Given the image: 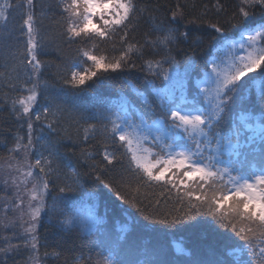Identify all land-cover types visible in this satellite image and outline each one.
<instances>
[{"label":"snow or ice","instance_id":"1","mask_svg":"<svg viewBox=\"0 0 264 264\" xmlns=\"http://www.w3.org/2000/svg\"><path fill=\"white\" fill-rule=\"evenodd\" d=\"M22 6L16 0H0V27L6 29L13 9ZM26 6L22 31L26 29L27 39L24 59L19 64L24 66L27 83L23 87L28 94L12 100L11 111L17 120L26 118L25 153L35 148L33 121L46 124L49 135L56 134L57 140L51 147L43 145L34 165L28 164L29 170L22 172L25 179L21 183L27 185L28 178L34 181L32 187L26 189L30 199L26 211L16 205L19 216L10 224L3 225L5 229L18 225L22 231L13 232V237L19 240L16 244H12V238L3 237L6 246H0V264H7L9 253L18 254L22 250L30 252L27 264H38L36 233L42 213L47 215L44 211L46 198L53 187L57 198L53 199L50 211L60 228L69 234L76 233L79 238L81 226L94 222L91 216L85 221L65 203L69 199L65 195L68 193L94 197L95 194L85 187L87 180L82 183V174L73 169L62 186L55 182L60 169L55 158L58 151L53 149L65 138L70 139L59 135L60 120L69 104L79 111L75 100L86 94V87H91L88 81L98 78V73L102 78L109 73L130 71L135 68V63L131 62L132 55L143 56L146 49H150L149 55L161 58L146 60L144 69L151 77L167 82L162 90H156L152 81L146 82L159 98L161 114L157 115L153 110V119L143 111L132 109L129 101L117 105L103 98L94 99L101 108L87 116L80 113V117L86 121H97L99 128L96 123H89L84 129L83 139L95 138L100 132L105 139L111 140V144H105L102 152L98 153L104 167L94 162L92 153L81 152L84 164L90 169L88 175L95 184L103 186L111 196L127 206L123 212L128 215L131 226L141 232L159 233L183 228L193 230L201 238L215 234L223 241L222 247L210 249L211 258L198 264H264V0H240V6L232 12L225 0H215L212 8L216 19L207 26L213 30L208 35L216 39L219 46L213 45L216 54L209 53L210 58L202 61L204 78L192 85L191 99L185 94L183 85L179 97L175 94L174 74L180 75L176 71V56L183 51L180 49L182 43H190L196 49L203 47L205 39L203 35L196 34L201 31L199 27L189 28L181 22L202 25L208 15L207 5L203 6L201 15L196 16L193 15L196 3L176 4L165 23L158 22V17L151 15L159 10L158 7L149 8L138 0H59L57 8L63 25L62 36L69 44L109 40L115 43L119 37L121 48L119 55L111 58L93 54L85 48L77 49L80 58L69 64L67 75L61 73L59 76L63 85L61 94L48 97V106L40 113L33 109L41 96L38 81L42 64L37 56L42 45L38 41L34 0H26ZM257 12L260 13L258 18ZM144 14H149L153 21L155 37L146 36L143 43L129 40V34L139 27ZM221 16L224 17L223 22L219 19ZM182 27L186 30L181 31ZM228 28L236 31L225 35ZM222 51L225 55H217ZM185 57L183 79L190 81L188 69L198 68L197 57L195 52H185ZM88 62L94 70L84 67ZM258 78L260 89L253 96L245 86L255 83ZM29 83L30 87L27 86ZM132 86L136 89L135 84ZM47 87L45 83L43 88ZM242 89L249 95L238 105L237 98ZM137 92L142 102L151 108L152 102L146 94ZM164 92L167 96L163 95ZM148 119L152 120L151 124ZM15 139V147L9 152L19 154L21 141L25 138L17 136ZM146 144L151 147H146ZM44 151L48 152L47 156ZM24 159L27 161V155ZM117 166L122 172L118 180H113L109 173ZM33 169L39 170L35 176ZM17 179L13 178L12 184L17 187V198L22 205L24 200L19 196ZM186 180L195 182L197 188L193 189ZM178 185L184 190L181 191ZM156 187L161 189L160 195L165 200L170 198L165 192L175 193V203L171 208L160 206L161 199L151 192ZM34 201L38 203L34 204ZM225 205H228L227 210ZM128 231L129 228H125L123 234L105 235L101 244L106 246L108 255L98 254L96 264H184L179 259H167L166 251L154 249L142 234L138 239L143 244L145 259L124 258L132 256L140 246L137 240L128 238ZM45 255L59 258L60 253Z\"/></svg>","mask_w":264,"mask_h":264},{"label":"trees","instance_id":"2","mask_svg":"<svg viewBox=\"0 0 264 264\" xmlns=\"http://www.w3.org/2000/svg\"><path fill=\"white\" fill-rule=\"evenodd\" d=\"M16 2L23 6L13 9L6 29L0 27V101L3 102L0 104V108L3 109L0 111V159L9 158L13 154L9 152V149L15 147V138L17 136L20 137L23 130H26V123L21 119L17 120L11 111V101L27 94V91L23 87L27 83V77L24 72V66L19 64V61L24 59L23 53L27 39L24 34L26 29L22 31L23 20L26 18L24 13L27 6L26 0H16ZM58 2L59 0H34L35 7L33 11L39 29L38 41L42 45V49L39 50L37 56L41 61L42 67L38 81L41 86V96L38 97L36 113H40L44 107L48 106V97L61 94L63 85L60 82L59 76L61 73L67 75L69 64L73 60L80 58L77 49L85 48L93 51V54L106 55L111 58L113 55L118 56L119 49L121 48L119 37L116 38L115 43L109 40L107 42L94 41L69 44L62 36L63 25L60 23L61 14L57 8ZM193 2L197 5L193 13L196 16L201 15L204 11V5L208 6V15L204 17V23L202 25H187L186 21H182L181 23L189 28L199 27L201 31L196 34L204 36L205 44L203 47L196 49H193L190 43H182L180 45V49L183 51L176 56L178 62L176 71L180 75L176 76L174 74V81L176 78H179V80L173 82L176 95H180L182 85L185 88L187 96L192 94V85L203 77L202 61L210 58L209 53L216 54L213 45H219L216 39L208 35L213 33V30L207 26L209 22H215L216 19L212 8L215 0H138V3L147 5L149 8L158 7L159 10L151 13V15L158 17V22L162 21L165 23L170 19L171 11L175 10L176 4L183 5ZM225 3L230 5V12L236 11L240 6V0H225ZM259 15L260 13L257 12V18ZM219 19L223 22L224 17L221 16ZM152 26L153 21L149 19V14H144L139 21V27L129 34V40L143 43L146 36L154 38L155 33L152 31ZM186 27H182L181 31L186 30ZM235 31L236 29L234 28H228L225 35H229ZM230 38L232 37L230 36ZM93 44H95V49H93ZM113 48L116 51H113ZM149 52L150 49H146L143 56L133 54L131 62L135 63V68L130 71L109 73L102 78H99L100 74L98 73V78L88 81L87 83L91 84V87H86V94L75 100L79 111L73 109L71 104L67 106V111L60 120L58 132L60 136L70 137V139L65 138L62 143L57 144L56 148L53 149V151H58V156L55 158L60 169L59 178L55 182L57 185L62 186L65 182V177H70L73 169H77L82 174V183L84 180H87L85 187L95 194L94 197H89L87 194L68 193L65 195L69 199L65 203L85 221H88L91 216L94 222L81 226L79 238L76 233L69 234L66 230L60 228L56 223V218L53 217L50 211L53 199L57 198V192L55 187H53L47 200V215H44L37 233L39 240L38 249L42 264H89V258L91 259V264H96L99 258L98 254L103 253L105 256L108 255L106 246L101 244V240L105 235L111 234L115 236L123 234L122 230L125 228H129L127 236L130 240H137L140 243L138 237L142 234L150 241L154 249L163 248L167 253V259H179L184 264H198L201 260L210 259V249H220L222 247L223 241L215 234H209L206 238H201L198 233L191 229H169L159 233H152L150 231L141 232V230L135 229L134 226H131L128 215L122 210L127 206L117 201L103 186L94 183L88 175L90 169L87 168V165L84 164V160L81 158L82 151L92 153L95 157L94 162L99 164L100 167H104V164L101 163V156L98 153L102 152L105 144H111V140L105 139L100 132H97L95 138H90L87 141L83 139L85 134L84 129L89 123H96L97 128H99L97 121H86L80 117V113L87 116L101 108V105L94 103V99L103 98L117 105L124 101H129L132 109H139L148 116H152L153 110H160L158 107L159 98L156 92L152 90V86L146 82L152 81V85H154L156 90L164 89L167 82L151 77L144 69L143 66L146 60L161 58L160 56L149 55ZM185 52L189 54L195 52L197 57L198 68L195 70L192 68L188 69L189 73H191L190 81L183 79V73L185 72L184 65L186 64ZM173 54L175 55V53ZM217 55H220V53ZM84 67L94 70L90 62L86 63ZM165 67H168V65H165ZM14 68L17 70L14 71ZM249 75L254 76L255 74L250 73ZM130 81L132 83H129ZM45 83L48 85L47 89L43 88ZM133 84L136 85V89L133 88ZM12 85H16L17 87L13 88ZM27 86L30 87L31 84L29 83ZM245 88L250 89L251 95H257L260 89L259 78L255 83L246 85ZM137 90L146 94L147 99L152 102L151 108L142 102V97L138 94ZM248 95L249 93L245 89H242L241 94L237 98V104H241ZM17 108H19V105H17ZM236 117L238 119L239 111ZM49 120L51 121V117H49ZM33 138V144L35 145L33 152L34 160L43 151V145L51 147L52 144H56L57 140L56 134L50 136L47 125L38 121H33ZM44 155L47 156L48 152L44 151ZM121 172L122 169L117 166L109 175L113 180H118ZM179 178L178 175L177 179ZM186 182L191 184L193 189L197 188L195 182L187 180ZM178 187L181 188V191L184 190L183 186L178 185ZM151 192H155L156 197L161 199L160 206L162 208H171L174 205V192L171 194L165 192V195L170 197L167 200L161 197L160 188H153ZM197 194L200 193L197 191ZM227 207L228 205H225V210H227ZM129 211L134 212L133 209H129ZM144 223L148 222L145 221ZM3 237L6 236H4L3 224L0 223V246H5ZM143 250V244L140 243V246L132 256L124 258L143 260L145 259ZM54 252L60 253L59 258L55 255H45V253ZM29 254L27 251H20L18 254L9 253L6 258L7 264H26Z\"/></svg>","mask_w":264,"mask_h":264},{"label":"rangeland","instance_id":"3","mask_svg":"<svg viewBox=\"0 0 264 264\" xmlns=\"http://www.w3.org/2000/svg\"><path fill=\"white\" fill-rule=\"evenodd\" d=\"M220 55L223 56L225 55V53L222 51ZM203 78L204 77H202L201 79ZM177 80H179V78H176L175 81ZM174 90L176 91V89ZM27 94L21 96L20 98H23ZM163 95L167 96V92L163 93ZM188 96H191V95H188ZM36 107L33 109L34 112L36 111ZM238 111L239 110H237V112ZM158 112H160V110H158ZM236 116H237V113H236ZM21 120L25 122L26 118H23ZM149 124H151V122ZM25 129L26 130H23V133H21L20 135V137H24L25 139L21 141V149L19 150V154L13 152V154L9 158L0 159V203H1L0 223H2L3 225L10 224L11 222L15 221L17 217L19 216V211L15 207L16 205H20L21 208L25 209V211L27 210V204H28L30 197L27 194L26 189H30L32 187V183L34 182L32 178H28L29 183L27 185L21 183V181L25 179V177L22 175V172L28 171L29 170L28 164L34 165V161H35L33 157L34 149L30 150L28 153L24 152L23 146L27 144V125L25 126ZM32 137H33V133H32ZM145 146L151 147L150 144H146ZM157 151H159V149H157ZM25 155H27V161H25L24 159ZM166 158L167 157H165V159ZM33 171H34V176H35L38 174L39 170L33 169ZM13 178H18L17 184H19L20 186L19 196L22 197L24 200V203L22 205L20 204V199L17 198V195H18L17 187L16 185L12 184ZM6 180L8 181L7 184H5ZM48 198L49 196L46 198V200H48ZM33 203L36 204L38 203V201H34ZM44 211L46 212V208L44 209ZM43 217H44V214L42 213L40 221H39V225H38V230H39ZM25 219L27 220L28 217L25 216ZM20 231H22V229H20L18 225L16 227L10 226L7 229L4 228V236L12 238L11 240L12 244H16V243H19V240L13 237V232H20ZM37 233L36 235L38 238ZM38 246H39V240H38ZM22 251H25V250H22ZM27 253L29 254L30 252L27 251ZM35 255L38 258V264H42V259L39 253V249L35 253Z\"/></svg>","mask_w":264,"mask_h":264}]
</instances>
